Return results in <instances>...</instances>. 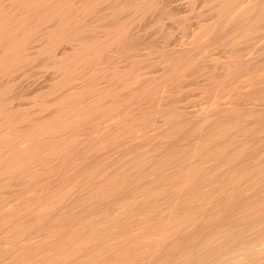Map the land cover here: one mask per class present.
<instances>
[{
    "label": "bare ground",
    "instance_id": "6f19581e",
    "mask_svg": "<svg viewBox=\"0 0 264 264\" xmlns=\"http://www.w3.org/2000/svg\"><path fill=\"white\" fill-rule=\"evenodd\" d=\"M164 1L0 0V264H264V0Z\"/></svg>",
    "mask_w": 264,
    "mask_h": 264
},
{
    "label": "rangeland",
    "instance_id": "374dc122",
    "mask_svg": "<svg viewBox=\"0 0 264 264\" xmlns=\"http://www.w3.org/2000/svg\"><path fill=\"white\" fill-rule=\"evenodd\" d=\"M165 2V3H164ZM164 2H162V3H164V4H166V5H164V6H166L167 7V4L168 5H170V6H168L167 7V10L169 11V13H168V11H167V13H166V15L165 14H159V13H155V14H153L152 12H150L149 14H147V16H145V22H143V20L140 22L141 24L139 25V26H137L136 28H135V34H133V37L134 36H136V38L137 39H133V40H135L134 42L135 43H146V44H149V43H147V42H149L150 40V43L151 42H153V43H155V44H157V46H158V44H159V42H157V41H159V40H161L162 39V37H160V36H162V34H160L159 32H155L156 31V29L154 30V28H155V24H156V22L158 21L157 20V17L158 16H160V17H158V19L160 20L159 22H162V21H164V24H166V25H164V30H170L171 28L173 29H171L170 31H168V35L170 36V39H169V36H168V40L169 41H171L172 40V42H174V41H176V43H178V40H176V39H178V38H176L177 36L176 35H180L179 34V29L180 28H178L176 25V27H169V22H171L172 21V19H173V17H178V16H184V14L185 15H187L186 13H188L189 15H190V13H192V15H190L192 18H189V15H187V17H188V19H187V21H186V23L187 24H189L190 25V23L192 24L193 22H195L194 20L196 19H198V18H206L205 16H209V14H208V12L206 13H204V14H202L201 16L199 15V16H196L195 18L193 17L194 16V14H193V12L192 11H189L188 9L186 10V8H188V7H185L187 4H185L186 2L185 1H183V0H165ZM185 2V3H184ZM181 4V5H180ZM178 5V8H179V11H178V8L176 7ZM188 6V5H187ZM201 6V5H200ZM199 6V9L200 8H202V7H200ZM173 7H176L177 8V10H176V8L175 9H173L172 10V8ZM185 9V10H184ZM197 9H198V7H197ZM197 9H196V11H197ZM198 9V10H199ZM175 11V12H174ZM181 11V12H180ZM184 11H186L185 13H184ZM187 11H189V12H187ZM195 11V12H196ZM183 12V13H182ZM194 12V13H195ZM174 14V15H173ZM181 14V15H180ZM208 14V15H207ZM155 15H157V16H155ZM164 16V18L162 17L161 18V16ZM169 15H171V16H169ZM205 15V16H204ZM150 17V18H149ZM172 17V18H171ZM147 18H149V19H147ZM161 18V19H160ZM194 18V19H193ZM163 19V20H162ZM154 20L156 21V22H154ZM162 20V21H161ZM174 20V19H173ZM191 21V22H190ZM167 22V23H166ZM147 23V24H146ZM154 23V24H153ZM154 25V26H153ZM168 25V26H167ZM167 27V28H166ZM152 30H151V29ZM137 29V30H136ZM147 29H150L149 31H147ZM176 29V30H175ZM141 30V31H140ZM166 31V32H167ZM147 32H149V33H147ZM143 33V35H141ZM170 33V34H169ZM141 35V36H140ZM147 35H149V36H147ZM164 36V35H163ZM153 39H152V38ZM173 37V38H172ZM142 38V39H141ZM175 39V40H174ZM137 40V41H136ZM153 40V41H152ZM160 42H162V41H160ZM142 44V45H143ZM162 44V43H161ZM160 44V45H161ZM138 45V44H137ZM261 45V44H260ZM153 46H154V44H153ZM156 46V47H157ZM261 47V46H260ZM262 48H264V46L262 45ZM262 52V51H261ZM259 54L260 53V51L259 52H255V54ZM261 55V54H260ZM256 56V55H255ZM258 56V55H257ZM257 56H256V58H257ZM262 57H264L263 55H261ZM260 60L261 59V61H262V59H263V61H264V58H257V60ZM255 60L256 59H254V62H255ZM256 60V62H258ZM263 64V63H262ZM261 64V65H262ZM39 70V69H38ZM211 70V69H210ZM212 70H214V69H212ZM32 73H31V72ZM30 71H28L27 70V72H25V74H23V76L21 75V77H23L22 79H20L19 77L16 79V80H14V82L15 81H19V82H15L13 85V87H15V88H13V92L12 93H10V97H13V99L16 97V99H17V101H19V99H18V97L19 98H21L22 97V99H24V97H30L29 95H33L35 92H36V90L38 89V88H40V87H35V85L36 86H38V84H39V81L41 80V82L42 81H44L43 83H44V85L46 84V82H48L47 81V76H49V75H47L45 72H43V74L45 75H42V74H40L38 71V74H36V71H34V69H33V71H34V73L36 74H33V71H32V69L30 70ZM41 71H43V70H41ZM218 71V70H217ZM209 72V71H208ZM219 72V71H218ZM28 73V74H27ZM31 73V74H30ZM42 73V72H41ZM29 75V76H28ZM47 75V76H46ZM36 76V77H35ZM196 75H194V77H195ZM41 77H42V79H41ZM25 78V79H24ZM30 78V79H29ZM38 78V79H37ZM44 78V79H43ZM22 80V81H21ZM36 82H35V81ZM34 82H35V84H34ZM38 82V83H37ZM20 83V84H19ZM23 83V84H22ZM27 83V84H26ZM17 84V85H16ZM24 84H26L25 86H24ZM30 84V85H29ZM34 84V85H33ZM41 85H42V83H40ZM40 84H39V86H40ZM29 85V86H28ZM30 87V88H29ZM44 86H41V90H43L44 88H43ZM40 89H38L39 91H40ZM31 90L33 91L32 93L33 94H30L31 93ZM34 90H35V92H34ZM15 91H17V92H15ZM20 91V92H19ZM22 91H23V93H22ZM15 92V93H14ZM38 92V91H37ZM17 93V94H16ZM16 94V95H15ZM23 95V96H22ZM12 99V100H13ZM16 99H14V102L16 101Z\"/></svg>",
    "mask_w": 264,
    "mask_h": 264
}]
</instances>
